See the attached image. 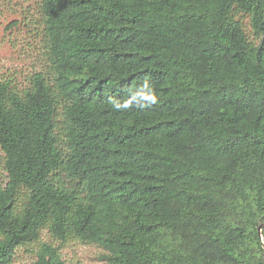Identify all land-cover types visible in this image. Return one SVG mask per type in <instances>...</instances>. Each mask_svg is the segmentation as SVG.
<instances>
[{"label":"trees","instance_id":"1","mask_svg":"<svg viewBox=\"0 0 264 264\" xmlns=\"http://www.w3.org/2000/svg\"><path fill=\"white\" fill-rule=\"evenodd\" d=\"M40 1L47 69L0 80V264L43 230L104 264H264V0Z\"/></svg>","mask_w":264,"mask_h":264},{"label":"rangeland","instance_id":"2","mask_svg":"<svg viewBox=\"0 0 264 264\" xmlns=\"http://www.w3.org/2000/svg\"><path fill=\"white\" fill-rule=\"evenodd\" d=\"M40 6V0H0V80L12 79L21 88L34 73L47 69ZM3 157L0 150V182L6 183ZM42 242L59 247L66 264H104L108 254L97 244L58 241L43 230L39 241L16 249L12 264L34 261Z\"/></svg>","mask_w":264,"mask_h":264},{"label":"water","instance_id":"3","mask_svg":"<svg viewBox=\"0 0 264 264\" xmlns=\"http://www.w3.org/2000/svg\"><path fill=\"white\" fill-rule=\"evenodd\" d=\"M263 226H264V223L259 227V233H260L262 239H263V236H262V227Z\"/></svg>","mask_w":264,"mask_h":264},{"label":"clouds","instance_id":"4","mask_svg":"<svg viewBox=\"0 0 264 264\" xmlns=\"http://www.w3.org/2000/svg\"><path fill=\"white\" fill-rule=\"evenodd\" d=\"M152 100H153L154 103H156L157 102V97H153Z\"/></svg>","mask_w":264,"mask_h":264}]
</instances>
